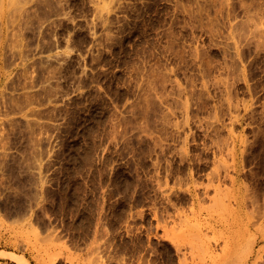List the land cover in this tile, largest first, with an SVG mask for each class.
<instances>
[{
  "label": "rangeland",
  "instance_id": "rangeland-1",
  "mask_svg": "<svg viewBox=\"0 0 264 264\" xmlns=\"http://www.w3.org/2000/svg\"><path fill=\"white\" fill-rule=\"evenodd\" d=\"M0 264H264V0H0Z\"/></svg>",
  "mask_w": 264,
  "mask_h": 264
}]
</instances>
